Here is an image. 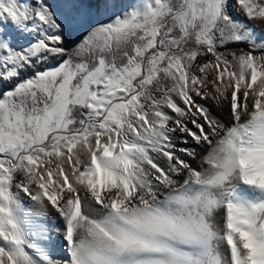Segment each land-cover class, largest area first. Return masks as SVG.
<instances>
[{"label":"snow or ice","instance_id":"6c2138e0","mask_svg":"<svg viewBox=\"0 0 264 264\" xmlns=\"http://www.w3.org/2000/svg\"><path fill=\"white\" fill-rule=\"evenodd\" d=\"M0 264H264V0H0Z\"/></svg>","mask_w":264,"mask_h":264},{"label":"rangeland","instance_id":"374dc122","mask_svg":"<svg viewBox=\"0 0 264 264\" xmlns=\"http://www.w3.org/2000/svg\"><path fill=\"white\" fill-rule=\"evenodd\" d=\"M24 204H25V206L26 207H28V206H32V207H35L33 204H32V202L30 201V200H28V199H24ZM49 223H51V221H48Z\"/></svg>","mask_w":264,"mask_h":264}]
</instances>
